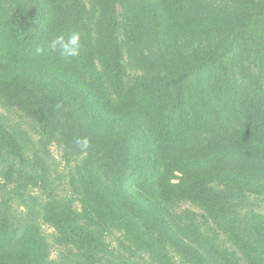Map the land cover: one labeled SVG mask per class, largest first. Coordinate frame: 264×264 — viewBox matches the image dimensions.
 I'll use <instances>...</instances> for the list:
<instances>
[{
	"label": "trees",
	"instance_id": "obj_1",
	"mask_svg": "<svg viewBox=\"0 0 264 264\" xmlns=\"http://www.w3.org/2000/svg\"><path fill=\"white\" fill-rule=\"evenodd\" d=\"M90 1L0 0V102L84 153L21 220L38 175L0 122V264H50L37 216L87 264L112 227L157 264H264V0ZM73 31L78 57L48 48Z\"/></svg>",
	"mask_w": 264,
	"mask_h": 264
},
{
	"label": "rangeland",
	"instance_id": "obj_2",
	"mask_svg": "<svg viewBox=\"0 0 264 264\" xmlns=\"http://www.w3.org/2000/svg\"><path fill=\"white\" fill-rule=\"evenodd\" d=\"M84 1L87 6H90V0ZM96 10V16L101 17V10L99 8H96ZM117 10L119 11V6ZM3 103L0 102V122L9 132L17 128L25 139L28 137L30 144L26 153L27 160L32 165V172H34L32 175H38L35 181H25L24 198L17 197L9 203L12 214L23 220L29 217V212L26 213L27 215L19 212L28 210L26 205H29L30 195L43 199L46 197L47 189L56 190L59 195H65L71 191V178L74 177L77 167L81 165L84 153L73 152L59 136L48 138L40 126L31 118L15 107H9L8 104ZM27 169H29V166H27ZM5 180L6 177L0 174V201L1 199L6 200L10 195V190L16 185V182L5 183ZM30 206H32V203H30ZM74 206L76 209L80 207L77 202ZM185 209H191L199 214L202 213L200 208L188 201H181L175 206L177 212ZM37 222L40 224L47 243H49L48 257L50 264H87L84 260L79 259L75 248L58 242L54 229L43 223L38 216ZM100 239L101 244L98 254L100 261L98 260L95 264H157L155 261L150 260L147 255L135 252L128 238L124 236L122 230L118 227H112ZM109 251H112L113 255ZM173 260L177 264H193L183 263L184 261H181L177 255L173 257Z\"/></svg>",
	"mask_w": 264,
	"mask_h": 264
},
{
	"label": "clouds",
	"instance_id": "obj_3",
	"mask_svg": "<svg viewBox=\"0 0 264 264\" xmlns=\"http://www.w3.org/2000/svg\"><path fill=\"white\" fill-rule=\"evenodd\" d=\"M81 47L80 34L75 31L71 32L67 37L63 34L57 35L48 45V48L51 51L59 49L60 54L66 59L78 57L80 55ZM41 51L43 50L40 48L37 49L38 54ZM77 143L81 144L83 147L88 146V140L86 138L82 140L78 139Z\"/></svg>",
	"mask_w": 264,
	"mask_h": 264
}]
</instances>
